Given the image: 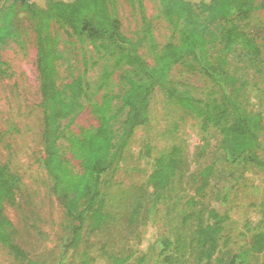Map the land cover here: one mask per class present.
Listing matches in <instances>:
<instances>
[{"label": "rangeland", "instance_id": "1", "mask_svg": "<svg viewBox=\"0 0 264 264\" xmlns=\"http://www.w3.org/2000/svg\"><path fill=\"white\" fill-rule=\"evenodd\" d=\"M8 1L0 0V7ZM137 1L107 0L108 10L119 21L122 33L133 40L141 24ZM140 1L152 24L156 43L161 46L177 42L178 34L162 17L158 0ZM253 3L264 5V0H253ZM229 4H235L234 0H229ZM225 8L228 7L222 4L219 10L208 11L202 22V26L209 29L208 62L204 65L212 61L219 71L217 77H210L202 63L191 59L182 60L169 73L171 83L199 100L206 116L198 117L167 100L158 87L152 92L148 122L135 129L121 159L102 176L104 211L109 216L105 226L96 233L85 234L79 248L68 255L67 261L78 263L82 252L86 251L89 264H117L109 255L127 257L124 264L137 263L139 256H144L143 264H200L190 242L197 227L198 211L202 212L204 220L208 219L209 210L227 217L218 239L220 264H226L232 254L250 243L253 234L250 225L264 217V169L228 162L219 129L205 130L202 125L223 99L227 101L232 119L262 113L258 154L264 161V6L245 20H239V28L260 48L257 59L241 44H235L228 52L221 50L223 45L213 31L218 32L226 24L219 17ZM16 27L17 35L7 39L0 48V60L5 69L0 73V164L19 179L23 188L20 201L23 210L6 203L4 213L16 228L17 241L27 254L37 258L51 252L53 258L48 264H55L61 238L68 233L66 218L49 190L51 181L41 162L43 122L36 68L37 40L44 37L49 44L59 88L79 76L86 84L87 95L81 99L83 108L67 128L73 134L98 125L89 111V103L99 102L106 91L100 87V82L103 66L109 62L98 57L86 37L79 38L56 20L44 26L22 18L16 21ZM139 52L148 64L153 63V56L145 46H141ZM220 59H223L222 65L218 68ZM123 70L124 67L112 73L109 92L122 93L118 77ZM122 117L123 113L114 124L116 128ZM61 122L66 125L69 119ZM224 145L230 149L232 142L225 141ZM58 147L65 164L80 173L82 169L68 151L67 140L60 139ZM172 147L181 149L183 164L170 190L159 195L146 182L154 158H160ZM202 177L206 184L201 195H196L195 189ZM190 197L196 202H188ZM135 208L138 212L132 220L130 216ZM162 236L173 242L163 254ZM102 249L107 254H103ZM258 258L261 260L262 255ZM0 264L24 263L15 259L0 242Z\"/></svg>", "mask_w": 264, "mask_h": 264}, {"label": "trees", "instance_id": "2", "mask_svg": "<svg viewBox=\"0 0 264 264\" xmlns=\"http://www.w3.org/2000/svg\"><path fill=\"white\" fill-rule=\"evenodd\" d=\"M158 3L162 17L178 34L177 42H167L161 46L156 43L152 24L140 0L137 1V9L141 24L135 40L122 33L119 21L108 10L107 0H10L0 7V48L7 39L17 35L16 21L26 18L45 26L50 20H56L70 28L79 38L86 37L98 57L109 62L103 66L100 82V87L106 91L99 102L89 103V111L99 123L96 127L83 128L79 134H73L67 128L83 108L81 99L87 95L86 84L83 77L79 76L64 88H59L56 85V70L49 44L44 37H38L37 40L36 68L40 81L39 104L43 122L41 162L51 181L49 190L66 218L68 233L61 238L59 254L54 258L55 264H89L90 258L86 251L82 252L78 263L67 261L68 255L77 251L85 234L96 233L105 226L109 216L104 211L102 176L121 159L135 129L148 122L150 96L157 87L167 100L198 117L206 116L199 100L175 86L169 79L172 67L184 59L202 63L205 72L212 78L219 74L212 61L208 66L204 65L208 62L209 32V29L202 26L206 16L204 14L219 10L222 4L227 6L219 15L226 24L218 32L213 31L223 45L221 50L228 52L235 44H241L251 56L256 59L259 56L260 48L252 37L239 28V20H245L253 11L262 8L263 4L255 5L253 0H234L233 5L229 4V0H158ZM141 46L151 52L152 64H148L140 54ZM222 60L217 63L218 68H221ZM2 64L0 60V73L5 72ZM123 67L118 77L122 93L109 92L112 73ZM122 113L120 125L116 128L114 124ZM67 118L68 124L62 125L61 121ZM262 119V113L232 119L227 101L223 99L220 106L204 119L202 128L219 129L222 134L220 143L227 154L225 158L231 164L253 165L264 169V161L258 154ZM62 138L67 140L68 151L79 163L82 169L80 173H75L65 164L58 147ZM229 140L232 145L226 149L224 142ZM182 164L181 149L172 147L160 158H154L146 185L159 195L168 192ZM203 180L202 177L201 184L195 189L196 195H201L204 190L206 181ZM22 194L19 179L5 165L0 164V242L7 246L15 259L24 264H48L53 253L31 258L18 243L17 230L4 213L6 203L23 210L20 205ZM187 201L196 202L194 197ZM137 212L138 208H135L131 213L132 220ZM201 213H196L197 227L190 242L196 249L200 264H220L222 259L217 257L218 239L227 217L209 210L208 219L204 220ZM263 222L264 217H259L257 222L249 224V229L253 231L250 243L232 254L226 264H264ZM160 242L161 254L173 244L163 236ZM102 253L107 254L105 249ZM258 255H262L261 260ZM109 258L117 264H124L127 257L109 255ZM143 262L144 256H139L135 264Z\"/></svg>", "mask_w": 264, "mask_h": 264}]
</instances>
